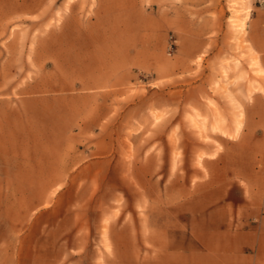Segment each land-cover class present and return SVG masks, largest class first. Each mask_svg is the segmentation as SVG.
<instances>
[{
	"label": "rangeland",
	"instance_id": "rangeland-1",
	"mask_svg": "<svg viewBox=\"0 0 264 264\" xmlns=\"http://www.w3.org/2000/svg\"><path fill=\"white\" fill-rule=\"evenodd\" d=\"M225 231L264 255V6L0 0V264H187Z\"/></svg>",
	"mask_w": 264,
	"mask_h": 264
},
{
	"label": "crops",
	"instance_id": "crops-1",
	"mask_svg": "<svg viewBox=\"0 0 264 264\" xmlns=\"http://www.w3.org/2000/svg\"><path fill=\"white\" fill-rule=\"evenodd\" d=\"M31 10L28 6V12ZM218 233V241L212 238L208 243L202 242V249L198 248L196 252L187 254V264H264V255L260 254L259 248H254L251 244H248L249 247L238 245L236 239L240 232Z\"/></svg>",
	"mask_w": 264,
	"mask_h": 264
},
{
	"label": "built area",
	"instance_id": "built-area-1",
	"mask_svg": "<svg viewBox=\"0 0 264 264\" xmlns=\"http://www.w3.org/2000/svg\"><path fill=\"white\" fill-rule=\"evenodd\" d=\"M257 2H259L260 5L264 6V0H257Z\"/></svg>",
	"mask_w": 264,
	"mask_h": 264
}]
</instances>
